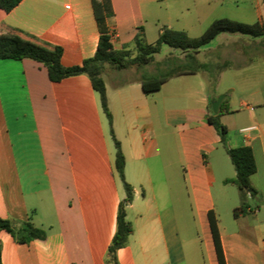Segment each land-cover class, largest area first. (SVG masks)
Instances as JSON below:
<instances>
[{"label": "crops", "instance_id": "0c3cea01", "mask_svg": "<svg viewBox=\"0 0 264 264\" xmlns=\"http://www.w3.org/2000/svg\"><path fill=\"white\" fill-rule=\"evenodd\" d=\"M158 3L112 0L108 25L117 46L132 47L140 27L146 37L152 33ZM0 27L61 47L66 67L93 57L100 41L91 0H22L9 12L0 8ZM215 53L218 65L246 64V52L243 58ZM259 53L256 47L252 55L263 57ZM260 63L264 67V59ZM223 70L217 82L199 71L173 77L149 95L137 69L105 72L125 177L134 189L127 206L134 230L117 253L120 264H187L177 212L189 210L191 195L195 209L206 214L217 264L210 211L218 219L226 264H264V220L259 218L264 204L247 201L245 211L223 224L213 194L216 184L222 191L234 184L227 182L235 176L226 145L253 149L254 197L264 191L259 164L264 168V82L246 94L258 96L256 104L238 103L221 88ZM222 94L219 112L230 110L221 115L228 128L226 145L209 120L210 107ZM247 127L255 129L243 133ZM115 158L109 120L87 75L52 81L35 60L0 59V217L15 224L31 221L47 232L46 239L25 244L0 232L3 264H106L126 197Z\"/></svg>", "mask_w": 264, "mask_h": 264}, {"label": "trees", "instance_id": "16d2710c", "mask_svg": "<svg viewBox=\"0 0 264 264\" xmlns=\"http://www.w3.org/2000/svg\"><path fill=\"white\" fill-rule=\"evenodd\" d=\"M22 0H0V8L9 12ZM93 12L100 31V41L95 55L83 61L81 65L66 67L61 63L63 49L40 41L36 37L14 29L0 27V59L23 60L32 59L43 64L52 81H61L67 77L87 75L93 88L99 93L102 109L110 124L111 134L116 147L115 168L124 183L126 197L119 205L117 217V229L109 245L105 258L106 264H120L117 253L128 245L133 225L127 219V206L133 201L134 189L125 177L126 158L120 141L114 132L113 114L109 106L107 87L104 74L107 68L124 70L135 67L141 72L140 80L146 94H152L161 90L163 85L171 78L182 75H192L206 69L207 63L201 62L198 53L205 49L212 41L223 33L242 34L253 38L264 37V24L258 21L249 24L231 18L216 19L207 30L199 37H191L186 31L174 30L162 27L159 38L154 43H148L145 39L144 28L140 27L135 35L133 47L117 46L114 42L108 25V20L114 16L112 0H91ZM163 45L181 51L183 57L171 55L162 62H158L157 74L148 70V67L156 62V55L162 51ZM230 62L218 65V70L228 67ZM209 120L221 134L222 142L226 145L228 128L221 121L224 112H230L228 108L214 114L210 107ZM227 147V152L235 167L236 175L227 180L239 188L242 195L239 211L247 208V198L254 197L257 190L252 186L251 177L257 171V164L253 149L249 146L236 148ZM210 228L216 248L219 264H226L224 251L221 244L218 219L214 211L209 215ZM9 233L18 243H30L33 240H44L47 232L34 225L31 221L15 224L13 221L0 217V232ZM0 264L2 261V244L0 240Z\"/></svg>", "mask_w": 264, "mask_h": 264}, {"label": "rangeland", "instance_id": "374dc122", "mask_svg": "<svg viewBox=\"0 0 264 264\" xmlns=\"http://www.w3.org/2000/svg\"><path fill=\"white\" fill-rule=\"evenodd\" d=\"M262 17V19H260ZM219 18H231L241 22L255 24L264 21V0H159L156 10V17L152 21V33L145 36L146 41H157L162 27H169L174 30L186 31L191 37L201 36L207 28ZM260 43V44H258ZM133 47V45H132ZM259 47L263 57L252 55ZM247 56L246 64L237 66L236 61H229L230 65L223 70L221 88L230 92L238 103L245 100L250 104H256L257 97L246 95L251 90H259L264 82V67L260 60L264 59V37L253 38L242 34L223 33L212 41L199 54L201 62L207 63V68L202 70L205 77H211V81L217 82L220 70L215 59V52ZM259 53V54H260ZM174 55L183 57L181 51L163 45L162 51L156 55V62L148 67V70L157 74L158 62ZM130 69H136L132 67ZM107 68L106 71H110ZM260 98V97H259ZM261 173H264L263 163L260 161ZM230 174L234 175L235 167L228 159ZM264 188V177L262 179ZM216 200V213L223 224L234 219L235 207H241L242 195L235 184H229L225 191L219 189L218 184L213 189ZM190 208L188 211H178L177 218L180 228V235L184 240L185 255L187 264H217L214 258L212 244L209 243L207 217L199 212L194 206V197L189 198ZM251 205L264 204V191L260 196L248 197ZM259 218L264 220V207Z\"/></svg>", "mask_w": 264, "mask_h": 264}, {"label": "water", "instance_id": "95a60500", "mask_svg": "<svg viewBox=\"0 0 264 264\" xmlns=\"http://www.w3.org/2000/svg\"><path fill=\"white\" fill-rule=\"evenodd\" d=\"M226 98V94L220 95L216 101L212 103V110L214 113H219L220 106L223 102V100Z\"/></svg>", "mask_w": 264, "mask_h": 264}, {"label": "built area", "instance_id": "2783aa9c", "mask_svg": "<svg viewBox=\"0 0 264 264\" xmlns=\"http://www.w3.org/2000/svg\"><path fill=\"white\" fill-rule=\"evenodd\" d=\"M253 129H255V128L254 127H247V128L242 129V132L248 133V132L252 131Z\"/></svg>", "mask_w": 264, "mask_h": 264}]
</instances>
